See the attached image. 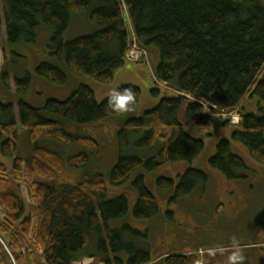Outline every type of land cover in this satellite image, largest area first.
Returning <instances> with one entry per match:
<instances>
[{
	"label": "trees",
	"instance_id": "16d2710c",
	"mask_svg": "<svg viewBox=\"0 0 264 264\" xmlns=\"http://www.w3.org/2000/svg\"><path fill=\"white\" fill-rule=\"evenodd\" d=\"M85 10L98 29L64 40L71 15ZM126 21L138 46L158 49L159 60L151 67L155 84L150 89L158 100L140 115L125 116L117 123L119 153L108 174L110 184L125 183L137 168L151 171L168 162L192 161L204 142L187 129L208 135L217 121L231 129V138L241 142L253 159L264 164V115L248 111L244 104L254 97L264 103V5L260 0H0V24L8 43L33 42L39 23L50 25V53L62 59L71 73L103 83L112 81L126 62ZM35 72L56 84L67 81L66 73L47 61L39 63ZM0 79L23 94L30 87L31 75L15 77L12 85L10 75L1 70ZM161 84L172 93L161 96ZM119 87L131 88L139 100L138 86ZM221 111H236L238 122L220 118ZM125 113L113 111L108 96L97 101L85 84L64 100L46 99L41 108L22 98L16 103L0 100V153L13 158L10 165L0 162V264H73L82 256L102 264H194L201 259L198 248L153 259L150 250L141 246L147 231L129 224L109 226L110 220L127 214L126 195L107 198L100 173H84L76 184L60 185L58 177L65 166L62 155L37 144L40 139H53L81 146L83 151L67 162L72 168H83L91 157L101 160L100 144L92 136L68 131L66 124L96 125ZM20 131H26L32 147L25 159L15 156ZM132 133H142L135 146L156 149L155 153L147 157L124 154ZM208 163L227 179L241 177L238 171L246 169L225 138L217 142ZM208 180L205 171L187 168L177 180L160 176L155 183L172 189L167 201L172 205L195 189L203 190ZM13 183L25 186L28 212ZM132 185L136 192L133 216L154 217L159 205L144 175H136ZM166 214L172 217L173 212ZM93 236L96 242L88 251Z\"/></svg>",
	"mask_w": 264,
	"mask_h": 264
},
{
	"label": "rangeland",
	"instance_id": "374dc122",
	"mask_svg": "<svg viewBox=\"0 0 264 264\" xmlns=\"http://www.w3.org/2000/svg\"><path fill=\"white\" fill-rule=\"evenodd\" d=\"M264 5V0H260ZM98 29L96 21L89 16V10L77 12L71 15L68 28L63 34V39L68 40L76 36L89 34ZM53 29L50 25L40 22L36 28V38L33 42H19L15 44L4 41L3 30L0 29V73L6 71L11 77H23L26 73L31 75L30 87L27 92L18 94L14 87L8 88L0 79V100L16 103L22 98L34 107L41 108L48 98L64 100L80 84L91 87L97 101L108 96L109 89L116 85L132 84L141 90L139 103L131 107L123 116L107 117L97 125L73 126L66 124V129L84 136L94 137L100 144L101 160L95 161L92 157L83 168H72L67 160L70 156L83 151L77 144H65L53 139H40L37 144L60 153L64 159V170L58 177L60 185L76 184L82 174L100 173L103 175L107 186V198L124 194L128 198L129 209L125 216L109 221L111 228H120L123 224H129L133 228L147 231V240L141 246L150 250L151 257L155 259L159 255L175 251H191L199 249L201 259L194 264H229L228 257L232 251L233 237L239 242L245 259L237 264H264V164L253 159L246 147L239 141L231 138V129L223 126L218 121L205 134L196 128H188L187 132L195 138L202 139L204 148L192 161L168 162L148 171L143 168L135 169L130 178L121 185H112L108 180L111 167L117 160L118 147L115 130L117 123L125 116H138L142 109L154 106L151 102L155 98L150 89L154 85L147 82L135 80L128 75L129 63H124L114 73L112 81L103 83L89 75H75L71 73L62 59L56 58L49 49L50 38ZM150 57L148 66L152 75L151 67L159 60V52L155 46L147 47ZM152 57V58H151ZM47 61L59 66L67 75L64 84H56L39 76L35 72L36 66ZM132 63L143 62L127 61ZM129 64V65H128ZM141 64V63H138ZM137 83H140L137 84ZM160 95H170L172 92L159 86ZM255 100V101H254ZM254 102L248 104V111L257 115H264V103L254 97ZM226 111H221L220 118H228ZM46 117L58 119L51 113H44ZM235 112L230 114V123L236 124L239 119ZM218 118L217 116H215ZM264 133V131H263ZM142 133H132L130 143L124 151L126 155H137L140 157L151 156L156 149L139 148L134 145L136 139ZM230 141V149L239 155L246 166L238 173L241 177L227 179L219 170L212 168L208 159L215 153L217 142L222 139ZM32 152L28 143L26 131H20L17 140L15 156L27 158ZM13 158L0 153V161L10 165ZM187 168H196L205 171L209 180L205 188L195 189L192 193L179 198L174 204H168V198L172 195L171 188H159L155 179L157 177H170L177 180L178 175ZM138 174H143L145 184L155 195L159 205L158 213L152 218H135L132 208L136 199V192L132 180ZM23 198L26 204V212L30 210L28 197L24 185H11ZM167 210L173 212L172 217L167 216ZM96 242L93 236L86 250L92 251ZM138 242V241H137ZM73 264H100L91 256H82ZM164 264V263H154Z\"/></svg>",
	"mask_w": 264,
	"mask_h": 264
},
{
	"label": "clouds",
	"instance_id": "9594fccd",
	"mask_svg": "<svg viewBox=\"0 0 264 264\" xmlns=\"http://www.w3.org/2000/svg\"><path fill=\"white\" fill-rule=\"evenodd\" d=\"M136 102L135 92L131 88L120 89L119 85H116L109 89L108 104L109 107L116 112L129 111ZM232 247L234 251L228 257L229 264H237V262H243L245 256L242 249L239 247V242L235 237L232 239Z\"/></svg>",
	"mask_w": 264,
	"mask_h": 264
},
{
	"label": "crops",
	"instance_id": "0c3cea01",
	"mask_svg": "<svg viewBox=\"0 0 264 264\" xmlns=\"http://www.w3.org/2000/svg\"><path fill=\"white\" fill-rule=\"evenodd\" d=\"M0 29L3 30V38H4V41H6V35H5V31H4V25L3 24H0ZM148 50V48H147ZM149 53V51H148ZM150 55V54H149ZM152 58V57H151ZM151 60V59H150ZM125 63H129L131 68L128 67V70H127V73H125L124 75H128L130 77H133L135 78V80H139L140 81H144V82H147L149 84V86L151 85H154L155 84V78L153 76V74L151 75L150 73V70L148 68L147 65L143 64L144 62H138V63H141V64H138V63H132V62H125ZM128 64V65H129ZM120 69V68H118ZM137 78V79H136ZM140 85V83H137ZM162 96V95H161ZM154 100H152V104L155 105L158 98H153ZM254 99H248L244 102L245 106L248 107V104H252V103H255L253 101ZM137 103H139V100L136 101ZM136 102L134 105H132V108L133 107H136ZM144 110V109H142ZM142 112V111H141ZM97 125V124H96ZM1 162V161H0Z\"/></svg>",
	"mask_w": 264,
	"mask_h": 264
},
{
	"label": "built area",
	"instance_id": "2783aa9c",
	"mask_svg": "<svg viewBox=\"0 0 264 264\" xmlns=\"http://www.w3.org/2000/svg\"><path fill=\"white\" fill-rule=\"evenodd\" d=\"M125 25H126V30L128 31V38H129L128 48H127L125 55H124L125 60L126 61L143 60V61L147 62L148 61V54H147L146 49L138 46V44L136 43V40L134 38L131 26H130L128 21H126ZM203 104L206 107L209 106V105H206L205 102ZM206 109H208V108H206ZM232 112H235L237 114L236 111L225 112L226 115H228L229 119H230V114Z\"/></svg>",
	"mask_w": 264,
	"mask_h": 264
}]
</instances>
